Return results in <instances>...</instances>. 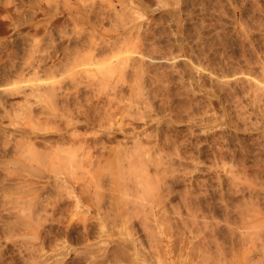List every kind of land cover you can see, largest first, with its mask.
<instances>
[{"label":"rangeland","instance_id":"374dc122","mask_svg":"<svg viewBox=\"0 0 264 264\" xmlns=\"http://www.w3.org/2000/svg\"><path fill=\"white\" fill-rule=\"evenodd\" d=\"M100 87L102 89H99ZM261 88L264 89V0H0V181H3L0 182V249L6 251L7 256L4 257L22 264L18 251L26 248L32 250L35 257L29 260L34 263L46 259L54 251H60L69 253L65 258L62 256L63 260L76 264L79 258L89 252L101 251L107 252L109 257L113 255V258L118 255L116 259L120 260V264H130L125 260L130 261L131 258L138 260L137 264H203L200 259V239H203L204 233L213 230L211 236L207 235L218 248V264H233V261L234 264H264V90ZM74 89L80 91L81 96L77 99L73 98V95L70 96ZM86 95L91 96L90 101ZM70 103L72 107L90 112L92 120H95L93 115L97 116L95 121L90 120V124L82 125L75 131H81L79 133L87 135L90 139H93L92 136L98 137L102 143L98 142L95 146L91 143L88 152L84 154L76 150V164L63 159L62 167L61 159H55V156L52 159L48 154H45L46 157L51 159L48 157L49 161L46 157L42 158L45 162L43 166L41 161L36 164L37 160L24 158V154L30 152L29 149H34V154L36 152L42 156L46 151L50 155V151H53V155L56 152L66 154L67 148H59L53 143L52 133L55 126H61V122L66 120L67 111L64 112L66 109L62 108ZM178 110L183 112H177ZM165 135L175 140L168 137L167 142L163 143ZM151 137L157 138L164 150H153ZM176 138L178 141L182 139L183 143L179 141L181 146L179 143L177 146V142L172 145L177 141ZM136 139L141 140V143L138 142L141 146L134 150L137 152L134 153L131 144L132 141L136 142ZM50 140L52 143H49ZM29 142L31 143L27 146ZM184 142L191 144L188 146ZM32 143L34 145H31ZM44 144H51V149H47ZM12 145L20 147L14 151L15 156L11 155L13 151L10 152ZM31 146L34 148H29ZM182 146L188 148L183 150ZM26 147L27 153L24 150ZM76 147L77 145L70 146L68 151ZM180 148L185 153V158L182 156L181 159L185 163L180 160ZM56 149L61 151H55ZM122 150H125V153L129 151L132 155L137 154L133 155L137 157L136 163L130 166L128 162L135 160V157L130 159V154L131 156L127 155L129 159H124ZM140 150L141 156L138 154ZM174 150L180 156L176 155ZM179 150L181 152H178ZM189 152L195 155L194 158ZM142 157L144 161L140 160ZM54 159H58L56 164ZM144 163L148 172L142 168L145 167L142 166ZM26 166L31 168L27 170ZM172 168L175 169L171 170ZM155 169L161 170L162 173L158 170L156 172ZM131 173L138 179L149 178L150 175V180L153 179L155 183V177L158 179L159 175L163 180L166 179L164 182L170 187L169 191L172 190L171 193L168 191L169 203L166 202L167 207L163 210L166 214L153 215L158 216L154 219L151 214V218L145 215L150 213L148 208L151 201L147 197L153 189L147 190L149 194L145 195L142 191L135 197L132 190H127V184L135 180ZM63 176L66 181L69 177V182L75 183V188L72 193L68 192L69 195L67 190L71 189L69 190ZM56 186L61 189V192L57 189V194ZM61 186H67V190ZM33 187H39L45 190V193L41 190L39 195ZM181 191H184L183 194ZM188 196L191 199L194 197L192 201H188ZM184 198L187 200L186 204ZM107 201L113 202V205H109ZM188 202L193 205L188 206ZM242 202L243 206H240ZM242 210L247 211L251 217L248 218L245 215L247 212ZM108 216L109 219H106ZM157 218L161 220L158 221ZM19 219L24 224L29 222V226L34 229H17L22 226L19 225ZM6 221L11 227H8L7 233L6 226L4 229L2 227ZM30 229L34 231L30 233ZM250 244H253L252 247ZM198 246H201L200 249ZM121 248L124 252L128 249L127 253L130 255L125 254L130 258H125ZM117 249L123 252L119 250L121 256L119 251L116 252ZM114 251L116 255L113 254ZM98 258L103 261V258ZM98 258L95 259L96 264L100 263Z\"/></svg>","mask_w":264,"mask_h":264},{"label":"bare ground","instance_id":"6f19581e","mask_svg":"<svg viewBox=\"0 0 264 264\" xmlns=\"http://www.w3.org/2000/svg\"><path fill=\"white\" fill-rule=\"evenodd\" d=\"M30 1V0H29ZM33 2V1H32ZM197 2V1H196ZM252 2V1H251ZM226 4V3H225ZM252 4V3H251ZM254 5H256V3L254 4ZM212 6V5H211ZM196 7H199V6H196ZM246 7V6H245ZM207 8V7H206ZM255 8V7H254ZM194 9V8H193ZM91 10V9H90ZM207 10H208V8H207ZM213 10V9H212ZM219 10H221V9H219ZM95 11V10H94ZM96 12V11H95ZM97 13V12H96ZM196 13V12H195ZM223 13V12H222ZM106 14V13H105ZM113 14V13H112ZM207 14V13H206ZM208 15V14H207ZM101 16V15H100ZM99 17V16H98ZM244 17V16H243ZM96 18V17H95ZM100 19V18H99ZM109 19V18H108ZM133 20V19H132ZM201 20V19H200ZM101 21V20H100ZM130 22V21H129ZM188 24V23H187ZM190 24V23H189ZM6 27V26H5ZM205 27V26H204ZM10 28V27H9ZM247 28V27H246ZM5 29V28H4ZM7 29V28H6ZM160 30V29H159ZM250 30V29H249ZM163 31V30H162ZM251 31V30H250ZM18 32V31H17ZM248 32V31H247ZM246 32V33H247ZM223 33V32H222ZM172 34V33H171ZM187 34V33H186ZM215 34V33H214ZM232 34V33H231ZM251 34V33H250ZM192 35V34H191ZM212 35V34H211ZM159 36V35H158ZM213 36V35H212ZM19 37V36H18ZM149 37V36H148ZM209 37V36H208ZM216 37V36H215ZM11 38V37H10ZM24 39H26V38H24ZM170 39V38H169ZM185 39V38H184ZM188 39V38H187ZM204 39V38H203ZM261 39V38H260ZM11 41V40H10ZM22 41V40H21ZM24 41V40H23ZM28 42V41H27ZM166 42V41H165ZM177 42V41H176ZM33 43H34V41H33ZM150 43V42H149ZM189 43V42H188ZM206 43V42H205ZM29 44V43H28ZM169 44H171V43H169ZM205 45V44H204ZM11 46V45H10ZM198 46V45H197ZM201 46V45H200ZM18 47V46H17ZM32 47V46H31ZM83 47V46H82ZM153 47V46H152ZM205 47V46H204ZM207 47V46H206ZM169 48V47H168ZM186 48V47H185ZM190 48V47H189ZM226 48V47H225ZM34 49V48H33ZM76 49V48H75ZM201 49V48H200ZM220 49V48H219ZM250 49V48H249ZM30 50H31V48H30ZM35 50V49H34ZM65 50H66V48H65ZM219 51V50H218ZM258 53H260V51L258 52ZM156 54V53H155ZM166 55V54H165ZM216 55V54H215ZM158 56V55H157ZM196 56V55H195ZM253 56V55H252ZM222 57V56H221ZM255 57V56H254ZM153 58V57H152ZM245 58V57H244ZM154 59H156V58H154ZM158 59V58H157ZM254 59V58H253ZM31 60V59H30ZM152 60V59H151ZM213 60V59H212ZM215 60V59H214ZM231 60V59H230ZM235 60V59H234ZM255 60V59H254ZM159 61V60H158ZM35 62V61H34ZM39 62V61H38ZM37 62V63H38ZM135 62V61H134ZM197 62V61H196ZM30 63V62H29ZM29 63H27V64H29ZM37 63H36V65H37ZM153 63H155V62H153ZM163 63V62H162ZM167 63V62H166ZM151 64H152V62H151ZM155 65V64H154ZM160 65V64H159ZM171 65V64H170ZM169 66V65H168ZM260 66V65H259ZM119 67H121V65L119 66ZM136 67V66H135ZM132 68V67H131ZM138 68V67H137ZM224 68V67H223ZM196 69V68H195ZM220 69V68H219ZM218 69V70H219ZM236 69V68H235ZM108 70V69H107ZM111 70V69H110ZM161 70V69H160ZM139 71H141V70H139ZM132 72V71H131ZM160 72V71H159ZM159 72H157V73H159ZM165 72H166V70H165ZM262 72V71H261ZM261 72L259 73V74H261ZM138 73V72H137ZM164 73V72H163ZM3 74V73H2ZM1 74V75H2ZM105 74V73H104ZM164 74H166V73H164ZM163 74V75H164ZM257 74V73H256ZM258 74V75H259ZM5 75V74H4ZM141 75V74H140ZM143 75V74H142ZM251 76H252V74H251ZM9 77V76H8ZM103 77V76H102ZM260 77H262V76H260ZM159 78V77H158ZM242 78V77H241ZM240 78V79H241ZM138 79V78H137ZM199 79V78H198ZM87 80V79H86ZM77 81V80H76ZM221 81V80H220ZM227 81H230V80H227ZM251 81V80H250ZM253 81V80H252ZM72 82H73V80H72ZM89 82H91V81H89ZM100 82V81H99ZM256 82V81H255ZM254 82V83H255ZM76 83H78V82H76ZM138 83V82H137ZM143 83V82H142ZM163 83V82H162ZM170 83V82H169ZM168 83V84H169ZM246 83V82H245ZM81 84V83H80ZM200 84V83H199ZM250 84V83H249ZM258 84V83H257ZM188 85V84H187ZM215 85V84H214ZM217 85V84H216ZM225 85V84H224ZM93 86V85H92ZM155 86V85H154ZM178 86V85H177ZM185 86V85H184ZM222 86V85H221ZM226 86H228V85H226ZM43 87V86H42ZM133 87V86H132ZM75 88V87H74ZM92 88V87H91ZM219 88V87H218ZM229 88V87H228ZM232 88V87H231ZM32 89V88H31ZM99 89H102L101 87L99 88ZM170 89V88H169ZM221 89V88H220ZM260 89V88H259ZM262 89V88H261ZM75 90V89H74ZM89 90V89H88ZM106 90V89H105ZM118 90H120V89H118ZM161 90V89H160ZM171 90V89H170ZM173 90V89H172ZM262 90H264V89H262ZM87 91V90H86ZM91 91V90H90ZM89 91V92H90ZM93 91V90H92ZM98 91V90H97ZM173 91H175V90H173ZM217 91H218V89H217ZM216 91V92H217ZM31 92H32V90H31ZM30 92V93H31ZM95 92V91H94ZM135 92V91H134ZM16 94V93H15ZM84 94H86V93H84ZM140 94V93H139ZM144 94V93H143ZM168 94V93H167ZM219 94V93H218ZM257 94V93H256ZM47 95V94H46ZM73 95V96H72ZM80 95V91L79 90H75L74 92H73V94H71L70 96H72L73 98H78V96ZM94 95V94H93ZM92 95V96H93ZM146 95H147V93H146ZM146 95H144V97L146 96ZM254 95V94H253ZM67 96V95H66ZM69 96V97H70ZM81 96V95H80ZM79 96V97H80ZM138 96V95H137ZM155 96V95H154ZM185 96V95H184ZM183 96V97H184ZM262 96H264V95H262ZM83 98H84V95L82 96ZM86 98H89V101H90V95H89V97H88V95H86L85 96ZM107 97H109V96H107ZM149 97V96H148ZM156 97V96H155ZM186 97V96H185ZM201 97V96H200ZM86 98H85V100H86ZM99 98V97H98ZM146 98V97H145ZM55 99V98H54ZM60 99V98H59ZM93 99V98H92ZM101 99V98H100ZM177 99V98H176ZM186 99H187V97H186ZM199 99V98H198ZM261 99V98H260ZM65 100H66V98H65ZM75 100V99H74ZM98 100V99H97ZM178 100V99H177ZM193 100V99H192ZM202 100V99H201ZM249 100V99H248ZM256 100V99H255ZM77 101V100H76ZM76 101L75 102H73V105H74V103H76ZM170 101H171V98H170ZM261 101V100H260ZM54 102V101H53ZM78 102V101H77ZM102 102V101H101ZM195 102V101H194ZM232 102V101H231ZM248 102V101H247ZM56 103V102H55ZM57 103H58V101H57ZM60 103V102H59ZM80 103V102H79ZM187 103H188V101H187ZM196 103V102H195ZM201 103V102H200ZM236 103V102H235ZM252 103V102H251ZM67 104V103H66ZM65 104V105H66ZM164 104V103H163ZM174 104V103H173ZM237 104V103H236ZM11 105V104H10ZM72 105V103H70V105L68 104L66 107H68V106H70V107H68V109L66 108V107H64V108H62V110L64 109H66L64 112H66L67 111V118H66V120L64 119V121H62L61 122V126H55V130H54V133H52L53 135H54V139L52 140L53 141V143L55 144L56 143V145L57 146H59V148H67L66 150H67V152H66V154L64 153V155L61 153V152H56V154L54 153V155H53V151H50L51 152V154L53 155H50V153H47V151L44 153V156H42V155H39V153H37L36 154V152H35V154L33 153V151H34V147L32 148V146L31 147H29V148H31V149H33L32 151L29 149V151L30 152H32L33 154H30V152H28L27 153V151H28V148L26 147V149L24 148V150H25V152L27 153V154H24L25 152H24V150H23V154L24 155H26V156H24V155H22V157L24 156V158H28V159H35V160H37L38 162L36 163V164H38L40 161V164L43 166V164L45 163V162H43L42 161V158H45L46 157V155L48 154L49 156H51V158L53 159V157L56 159V158H58V159H61L62 161H60L61 162V164L64 162L63 161V159L65 160V161H68L69 160V162L70 161H72V162H75L76 160L74 159L75 158V156H78L77 155V153H76V150H78V152H79V150H80V153L81 154H84V153H86V152H88V148L91 146L90 144L92 143H94L93 144V146H95L96 145V143H98L99 142V140H100V138H98V137H93L92 136V138L93 139H90V138H88V136L87 135H85V134H81V133H79V132H81V131H78V133L75 131L77 128H79V127H81L82 125H85V124H90V120H92V119H90V117H91V115L89 116V113H88V111L87 110H81V109H78L77 107H72L73 106ZM77 105V104H76ZM75 105V106H76ZM86 105H88V103H86ZM85 105V106H86ZM90 105V104H89ZM88 105V106H89ZM97 105V104H96ZM79 106V105H78ZM91 106V105H90ZM94 106V105H93ZM111 106V105H110ZM82 107V106H81ZM80 107V108H81ZM95 107V106H94ZM180 107V106H179ZM244 107V106H243ZM12 108V107H11ZM58 108H59V106H58ZM75 108V109H74ZM77 108V109H76ZM91 108H93L92 106H91ZM97 108H99V107H97ZM102 108V107H101ZM109 108V107H108ZM168 108V107H167ZM184 108V107H183ZM86 109H88L87 107H86ZM90 109V108H89ZM95 109V108H94ZM94 109H93V111H94ZM106 109V108H105ZM181 109V108H180ZM262 109V108H261ZM12 110H13V108H12ZM61 110V109H60ZM168 110V109H167ZM173 110V109H172ZM243 110V109H242ZM40 111V110H39ZM42 111V110H41ZM96 111V110H95ZM149 111V110H148ZM240 111V110H239ZM0 112H1V110H0ZM97 112V111H96ZM100 111H98V113H99ZM137 112V111H136ZM177 112H180V113H182L181 111H177ZM51 113H53V112H51ZM131 113V112H130ZM138 113V112H137ZM39 114V113H38ZM135 114V113H134ZM134 114H133V116H134ZM173 114V113H172ZM2 115V114H1ZM0 115V116H1ZM17 115V114H16ZM138 115V114H137ZM140 115V114H139ZM64 116H65V114H64ZM95 116V120H96V114L95 115H93L92 116V118ZM99 116H100V114H99ZM132 116V115H131ZM197 116V115H196ZM8 117V116H7ZM142 117V116H141ZM135 118V117H134ZM133 118V119H134ZM249 118V117H248ZM157 119V118H156ZM163 119V118H162ZM172 119V118H171ZM232 119V118H231ZM94 120V118H93V120L92 121H95ZM175 120V119H174ZM178 120V119H177ZM194 120H195V118H194ZM91 121V122H92ZM167 121V120H166ZM181 121V120H180ZM212 121V120H211ZM201 122V121H200ZM257 122V121H256ZM54 123H55V121H54ZM177 123V122H176ZM190 123V122H189ZM209 123V122H208ZM258 123V122H257ZM237 125V124H236ZM261 125V124H260ZM138 126V125H137ZM240 126V125H239ZM251 126V125H250ZM254 126V125H253ZM188 127V126H187ZM257 127V126H256ZM12 128V127H11ZM10 129V128H9ZM107 129V128H106ZM256 129V128H255ZM79 130V129H78ZM10 131V130H9ZM166 131V130H165ZM183 131V130H182ZM190 132V131H189ZM85 133V132H84ZM132 133V132H131ZM138 133V132H137ZM228 133V132H227ZM3 134V133H2ZM9 134V133H8ZM41 134V133H40ZM109 134V133H108ZM140 134V133H139ZM214 134H216V133H214ZM6 135H7V133H6ZM43 135V134H42ZM138 135V134H137ZM193 135V134H192ZM211 135V134H210ZM259 135V134H258ZM44 136V135H43ZM162 135H160V137H161ZM166 136V137H165ZM164 137H163V139H162V141H164L163 143H166L167 141V139L166 138H168L169 136L168 135H165ZM179 136V135H178ZM233 136V135H232ZM14 137V136H13ZM48 137V136H47ZM90 137V136H89ZM107 137V136H106ZM109 137V136H108ZM139 137V136H138ZM156 137V136H155ZM158 137H159V135H158ZM171 137V136H170ZM169 137V138H170ZM214 137V136H213ZM124 138V137H123ZM134 138V137H133ZM137 138V137H136ZM145 138V137H144ZM154 137H151V139L152 140H150V139H147V141H151L152 142V146L153 147H151V148H154L153 150H164V149H162V147H160L161 146V144H159V141H158V139L157 138H155V139H153ZM168 138V139H169ZM172 138V137H171ZM170 138V139H171ZM184 138V137H183ZM221 138V137H220ZM236 138V137H235ZM3 139V138H2ZM13 139H15V137L13 138ZM36 139V138H35ZM161 139V138H160ZM196 139V138H195ZM6 140H8V139H6ZM18 140V139H17ZM25 140V139H24ZM49 141V143H52V141ZM133 140H135V139H133ZM172 140H175V138H172ZM176 140H177V138H176ZM184 141H185V139H183ZM186 140H187V137H186ZM203 140V139H202ZM255 140V139H254ZM110 141H112L111 139H110ZM162 141L160 142V143H162ZM169 142H170V140H168ZM180 143H183V142H181L182 141V139L180 138ZM179 141L177 140V141H175V142H173V141H171V142H173V144L172 145H176L175 143L177 142V146H178V143H179ZM262 141H264V140H262ZM5 142V141H4ZM18 142H20L19 140H18ZM22 142V141H21ZM32 142V141H31ZM31 142H29V143H27V146H29L30 145V143ZM40 142V141H39ZM101 142V141H100ZM100 142L98 143V144H100ZM133 142V144H131V146H133V148H132V150L134 151H136V149L138 150L139 149V146H141V140H139L138 139V141H137V139H136V142L135 141H132ZM138 142H140L139 144H138ZM187 142V141H186ZM189 142V141H188ZM222 142V141H221ZM255 142H257V140L255 141ZM6 143V142H5ZM23 143V142H22ZM42 143V142H41ZM41 143H40V146H42L41 145ZM102 143V142H101ZM138 144V146H137V144ZM143 143H144V141H143ZM179 143V146H181V144ZM185 143V142H184ZM225 143V142H224ZM262 143H264V142H262ZM21 144V143H20ZM29 144V145H28ZM43 144V143H42ZM59 144V145H58ZM146 144V143H145ZM190 144H191V142L189 143V145L188 144H186L185 143V145H188V146H190ZM259 144V143H258ZM31 145H34L33 143L31 144ZM45 145V147L47 148V149H51V144H44ZM73 145H77V147H76V149H74V150H72V151H68V148L70 147V146H72L73 147ZM103 145V144H102ZM1 146V145H0ZM13 146V145H12ZM19 146V145H18ZM131 146H130V148H131ZM144 146V145H143ZM192 146V145H191ZM11 147V146H10ZM98 147V146H97ZM134 147H137V148H134ZM174 147H176V146H174ZM183 147V146H182ZM181 147V148H182ZM188 148L187 146H184L183 147V150H184V148ZM194 147V146H193ZM199 147H201V146H199ZM204 147V146H203ZM14 148V149H13ZM13 148H12V150H11V148H10V152L12 153V151H13V153L11 154L12 156H15L16 155V149L17 148H20V147H16V145H14L13 146ZM22 148V147H21ZM43 148V147H42ZM94 148V147H93ZM116 148V147H115ZM129 148V147H128ZM144 148V147H143ZM142 148V149H143ZM151 148H149L150 150H151ZM164 148V147H163ZM178 148V147H177ZM180 148V149H181ZM186 148H185V150H186ZM190 148V147H189ZM195 148V147H194ZM198 148V147H197ZM254 148V147H253ZM259 148V147H258ZM44 149V148H43ZM73 149V148H72ZM179 149V148H178ZM255 149V148H254ZM1 150V149H0ZM3 150V149H2ZM5 150V149H4ZM27 150V151H26ZM40 151H43V150H41V149H39ZM61 151L60 149H56L55 151ZM71 150V149H70ZM94 150H96V149H94ZM119 150V149H118ZM126 150V149H125ZM125 150H122V151H124V153L126 152ZM132 150H130V152L132 151ZM149 150V151H150ZM182 150V149H181ZM182 150V152L179 150L178 152H181V153H177V151L176 150H174V151H176L175 152V154L176 155H178V156H180L181 158H180V160L182 159V156L185 154L184 153V151ZM189 150V149H188ZM188 150L186 151L187 152V154H188ZM253 150V149H252ZM15 151V152H14ZM134 151V153H137V152H135ZM152 151V150H151ZM150 151V152H151ZM191 152H192V150H190ZM225 151V150H224ZM239 151V150H238ZM3 152V151H2ZM64 152V151H63ZM98 152H99V150H98ZM108 152V151H107ZM106 152V153H107ZM140 152H141V150L139 151V155H140ZM191 152H189V155H191L192 153ZM15 153V155H13ZM61 153V154H60ZM100 153V152H99ZM110 153V152H109ZM118 153V152H117ZM120 153V152H119ZM124 153L122 154V157L125 159V158H127V159H132L133 157H135L137 154H134L133 152V155H135V156H133L131 153V155H132V157H129V156H127V155H130L129 154V151H128V153H125V156H124ZM154 153V152H153ZM4 154V153H3ZM8 154V153H7ZM43 154V153H42ZM46 154V155H45ZM59 154V155H58ZM90 154V153H89ZM195 154V153H194ZM211 154H212V152H211ZM9 155V154H8ZM10 155V156H11ZM18 155V154H17ZM32 155H34V156H32ZM97 155V154H96ZM99 155H101V153L99 154ZM104 155V154H103ZM130 155V156H131ZM5 156H6V154H5ZM9 156V157H10ZM48 156V157H49ZM85 156H87V155H85ZM120 156V155H119ZM127 156V157H126ZM141 156V155H140ZM144 156V155H143ZM178 156H176V157H178ZM191 156H193V155H191ZM195 156V155H194ZM194 156H193V158H194ZM255 156V155H254ZM262 156H264V155H262ZM48 157H46V159L48 158ZM96 157V156H95ZM94 157V158H95ZM97 157H98V155H97ZM129 157V158H128ZM139 157V156H138ZM148 157V156H147ZM158 157H159V155H158ZM167 157H169V155L167 156ZM166 157V158H167ZM50 158V157H49ZM50 158V159H51ZM136 158L137 157H135V160L134 159H132V161H133V163H132V161L129 163L128 162V164H130V166H131V164H134V162L136 161ZM154 158V157H153ZM163 158V157H162ZM185 158V156H183V159ZM192 158V159H193ZM260 158V157H259ZM54 159V162H55V164H56V162H57V160H55ZM71 159V160H70ZM88 159V158H87ZM139 159V158H138ZM147 159V158H146ZM150 159H151V156H150ZM149 159V160H150ZM173 160H175L174 158H172ZM178 159H179V157H178ZM1 160H3V159H1ZM15 160V159H14ZM47 160H49V159H47ZM109 160V159H108ZM140 160H142V161H144V159H143V157L142 158H140ZM139 160V162H141ZM148 160V159H147ZM171 160V159H170ZM186 160V159H185ZM256 160H257V157H256ZM29 161V160H28ZM50 161V160H49ZM124 161H126V160H124ZM155 161V160H154ZM167 161V160H166ZM182 161V160H181ZM184 161V160H183ZM182 161V162H183ZM187 161V160H186ZM262 161H264V160H262ZM8 162V161H7ZM13 162V161H12ZM145 162H147V161H145ZM152 162V161H151ZM160 162H161V160H160ZM199 162V161H198ZM84 163V162H83ZM126 163V162H125ZM136 163V162H135ZM153 163V162H152ZM177 163H178V161H177ZM184 163H185V161H184ZM200 163V162H199ZM233 163V162H232ZM4 164V163H3ZM39 164V165H40ZM75 164H76V162H75ZM98 164V163H97ZM137 164H139V163H137ZM164 164V163H163ZM167 164V163H166ZM183 164V163H182ZM26 165V164H25ZM46 166H48L47 164H45ZM53 165H54V163H53ZM69 165V164H68ZM84 165V164H83ZM108 165V164H107ZM117 165V164H116ZM142 165V164H141ZM154 165L156 166V164H155V162H154ZM158 165V164H157ZM176 165V164H175ZM228 165V164H227ZM15 166V165H14ZM63 166V164L61 165V167ZM65 166V165H64ZM66 166H67V164H66ZM71 166V164L69 165V167ZM123 166V165H122ZM129 166V165H128ZM128 166H126V167H128ZM142 166H145V167H142L143 168V170H146L147 171V168H146V164L144 163V165H142ZM155 166H153V164H152V167L154 168ZM170 165H168V167H169ZM172 166H174V164L172 165ZM235 166V165H234ZM27 167V166H26ZM78 167V166H77ZM81 167V166H80ZM106 167H108V166H106ZM105 167V168H106ZM113 167V166H112ZM117 167V166H116ZM141 167V166H140ZM139 167V168H140ZM175 167V166H174ZM177 167V166H176ZM194 167V166H193ZM6 168V167H5ZM14 168V167H13ZM28 168H31V167H27V170H28ZM46 168V167H45ZM65 168V167H64ZM146 168V169H145ZM181 168V167H180ZM236 168V167H235ZM8 169V168H7ZM47 169V168H46ZM62 169V168H61ZM66 169V168H65ZM89 169V168H88ZM109 169V168H108ZM120 169H121V167H120ZM150 169H151V167H150ZM173 169H175V168H172L171 170H173ZM178 169V168H177ZM176 169V170H177ZM199 169V168H198ZM244 169V168H243ZM9 170V169H8ZM77 170H78V168H77ZM100 170H102V169H100ZM106 170H107V168H106ZM117 170V169H116ZM137 170V169H136ZM154 170V169H153ZM156 170H158V169H155V171ZM166 170V169H165ZM48 171V170H47ZM47 171H45V172H47ZM51 171H52V168H51ZM66 171V170H65ZM113 171H115V170H113ZM161 172V170H158V172ZM167 171H168V168H167ZM179 171H180V169H179ZM253 171V170H252ZM5 172V171H4ZM16 172H17V170H16ZM30 172V171H29ZM42 172V171H41ZM61 172H63V171H61ZM105 172V171H104ZM117 172V171H116ZM131 172V171H130ZM148 172V171H147ZM157 172V171H156ZM159 172V173H160ZM170 172V171H169ZM187 172V171H186ZM199 172V171H198ZM201 172V171H200ZM247 172V171H246ZM18 173V172H17ZM52 173H53V171H52ZM92 173V172H91ZM94 173H96V172H94ZM101 173V172H100ZM109 173V172H108ZM115 173V172H114ZM123 173V172H122ZM162 173V172H161ZM168 173V172H167ZM180 173V172H179ZM11 174V173H10ZM18 174H20V172L18 173ZM40 174V173H39ZM65 174H67L66 172H65ZM83 174V173H82ZM104 174V173H103ZM107 174V173H106ZM128 174H129V172H128ZM132 174V173H131ZM131 174H130V176H131ZM245 174V173H244ZM44 175H46V174H44ZM44 175H43V177H44ZM47 175H49V173H47ZM92 175V174H91ZM121 176L123 175V174H120ZM125 175V174H124ZM133 175V174H132ZM137 175V174H136ZM142 175V174H141ZM147 175V174H146ZM145 175V176H146ZM187 175V174H186ZM246 175V174H245ZM11 176V175H10ZM83 176V175H82ZM110 176V175H109ZM112 176V175H111ZM137 176H139V174L137 175ZM143 176V175H142ZM141 176V177H142ZM161 175H159V177H160ZM230 176V175H229ZM5 177H6V175H5ZM12 177V176H11ZM41 177H42V175H41ZM46 178L48 177L49 178V176H45ZM59 177V176H58ZM64 177V176H63ZM132 177V176H131ZM140 177V176H139ZM154 177H155V175H154ZM153 176H152V178H154ZM158 177V179L155 177V181H156V183L155 182H153L154 180L153 179H151L150 180V175H149V178H143V179H138V177H136V178H134V175H133V177L132 178H134L135 180L134 181H131L130 183H128L127 184V190L129 189V190H132L133 191V195H135V197L136 196H139V193L141 192L142 193V191L143 192H145V195L146 194H149L148 193V191L151 189H153L152 191H151V193H150V195H151V197H147V199H149L150 201H151V206H150V208H148L149 210H148V212H150V213H147V214H145V215H148V216H150V218L153 216V215H159V213H160V215H162L161 213H165L166 214V211H164L163 212V210H165V207H167L166 205H167V203H169L167 200H169V199H167L168 198V196H170V193L172 192V190H171V192L169 191L170 190V187H168V184L166 185V183L167 182H164V180H166V179H164L163 180V177H160L159 178ZM178 177V176H177ZM179 177H180V175H179ZM1 178V177H0ZM10 178V177H9ZM21 178V177H20ZM65 178V177H64ZM64 178H62V180H64ZM71 179H72V177H70ZM107 178V177H106ZM110 178V177H109ZM204 178V177H203ZM202 178V179H203ZM245 178V177H244ZM251 178V177H250ZM249 178V179H250ZM7 179H8V177H7ZM52 179V178H51ZM69 179V177L67 178V181H66V178H65V181H66V183H67V186H69L68 188H69V190L70 191H68L67 190V186H66V188H63V186H61L63 189H65V190H67V194L69 195V193L71 192L72 193V191L74 190V188H75V183H70L69 181L70 180H68ZM116 179V178H115ZM157 179V180H156ZM169 179H171V178H169ZM179 179V178H178ZM4 180V179H3ZM14 180V179H13ZM26 180V179H25ZM58 180H60V179H58ZM124 180V179H123ZM153 180V181H152ZM172 180V179H171ZM180 180H182V177L180 178ZM239 180V179H238ZM2 181V180H1ZM0 181V182H1ZM27 181V180H26ZM49 181H50V179H49ZM64 181V182H65ZM73 181V180H72ZM113 181V180H112ZM111 181V182H112ZM121 181V180H120ZM127 181H129V180H127ZM153 182V185H154V183H155V186H151V184H152V182ZM179 181V180H178ZM3 182V181H2ZM24 182V181H23ZM38 182V181H37ZM57 182V181H56ZM63 182V181H62ZM86 182V181H85ZM103 182V181H102ZM109 182V181H108ZM147 182H149L148 183V185H146V183ZM169 182V181H168ZM185 182H186V180H185ZM50 183H52V182H50ZM96 183V182H95ZM105 183V182H104ZM122 183V182H121ZM179 183V182H178ZM245 183V182H244ZM247 183V182H246ZM5 184V183H4ZM62 184V183H61ZM172 184V183H171ZM175 183H173V185H174ZM185 184V183H184ZM254 184V183H253ZM261 184V183H260ZM2 185V184H1ZM9 185V184H8ZM18 185V184H17ZM58 185H59V181H58ZM65 185V184H64ZM172 185V186H173ZM177 185V184H176ZM183 185V184H182ZM247 185V184H246ZM245 185V186H246ZM42 186V185H41ZM41 186H39V187H41ZM228 186V185H227ZM232 186V185H231ZM4 187V186H3ZM39 187H37V189H35L34 187H33V189H35L36 190V192L39 194V195H41V190L42 189H40ZM59 187V186H58ZM146 187H148V188H146ZM226 187V186H225ZM235 187V186H234ZM237 187V186H236ZM249 187V186H248ZM5 189H6V185H5V187H4ZM7 188H8V186H7ZM43 188V187H42ZM115 188V187H114ZM186 188H188V187H186ZM228 188V187H227ZM250 188V187H249ZM251 188H253V187H251ZM14 190H15V187L13 188ZM29 189V188H28ZM43 189H46V187H44ZM57 186H56V194H57ZM62 189V190H63ZM80 189V188H79ZM145 189V190H144ZM173 189H175V186H174V188ZM190 189V188H189ZM239 189V188H238ZM243 189V188H242ZM34 190V191H35ZM47 190V189H46ZM58 190H60V192H61V189H58ZM64 190V191H65ZM119 190V189H118ZM127 190H125L124 189V191H126V193H127ZM148 190V191H147ZM181 190V189H180ZM187 190V189H186ZM225 190V189H224ZM237 190V189H236ZM244 190V189H243ZM252 190V189H251ZM261 190V189H260ZM25 190H23V192H24ZM27 191V190H26ZM43 191H45V190H42V192ZM54 191H55V189H54ZM53 191V192H54ZM170 193H169V192ZM178 191V190H177ZM189 191V190H188ZM187 191V192H188ZM226 191V190H225ZM52 191H50V193H53ZM69 192V193H68ZM110 192V191H109ZM147 192V193H146ZM176 192V191H175ZM182 192V191H181ZM184 192V191H183ZM183 192H182V194H183ZM190 192V191H189ZM236 192V191H235ZM238 192V191H237ZM262 192V191H261ZM22 193V192H21ZM36 193V194H37ZM43 193H45V192H43ZM46 193H48L47 191H46ZM79 193V192H78ZM168 193H169V195H168ZM227 193V192H226ZM230 193H231V191H230ZM252 193V192H251ZM37 194V195H38ZM61 194V193H60ZM81 194V193H80ZM111 194H113V193H111ZM110 194V195H111ZM129 194V193H128ZM173 194H174V192H173ZM177 194V193H176ZM188 194V193H187ZM190 194V193H189ZM192 194V193H191ZM236 194H238V193H236ZM50 195V194H49ZM48 195V196H49ZM72 195V194H71ZM107 195H109V194H107ZM119 195V194H118ZM145 195H143V197L145 196ZM181 195V194H180ZM185 195V194H184ZM183 195V196H184ZM232 195V194H231ZM247 195V194H246ZM46 197H48L47 195H45ZM75 196V195H74ZM93 196H96V195H93ZM142 196V195H141ZM233 196H234V193H233ZM242 196V195H241ZM41 197V196H40ZM39 197V198H40ZM85 197V196H84ZM123 197V196H122ZM146 197V196H145ZM262 197V196H261ZM93 198V197H92ZM130 198H132V197H130ZM133 198H134V196H133ZM132 198V199H133ZM139 198H141V197H139ZM151 198V199H150ZM170 198V197H169ZM188 198H190L189 196H188ZM194 198V197H193ZM192 198V199H193ZM222 198V197H221ZM254 198V197H253ZM4 199H6V198H4ZM44 199V198H43ZM46 199V198H45ZM52 199V198H51ZM57 199V198H56ZM113 199V198H112ZM185 199V204H186V202H187V200H186V198H184ZM191 199V198H190ZM188 200L189 202L190 201H192V199L191 200ZM207 199V198H206ZM226 199V198H225ZM229 199V198H228ZM7 200V199H6ZM23 200V199H22ZM198 200V199H197ZM196 200V201H197ZM216 200V199H215ZM256 200V199H255ZM52 202H54L53 200H51ZM59 201V199L57 200V202ZM76 201H77V198H76ZM105 201V200H104ZM110 201V200H109ZM113 201V200H112ZM124 201V200H123ZM148 201V200H147ZM195 201V200H194ZM213 201H214V199H213ZM221 201H223V200H221ZM227 201V200H226ZM241 201V200H240ZM243 201H244V199H243ZM254 201V200H253ZM9 202V201H8ZM27 202V201H26ZM25 202V204H27ZM49 202H50V200H49ZM69 202V201H68ZM102 202V201H101ZM167 202V203H166ZM188 202V206H189V204H190V207L193 205H191V203H189ZM224 202V201H223ZM247 202V201H246ZM248 202H250V200L248 201ZM2 203V202H1ZM1 203H0V205H1ZM6 203H7V201H6ZM34 203V202H33ZM86 203V202H85ZM107 203H108V201H107ZM110 203V202H109ZM108 203V204H109ZM113 203V202H112ZM112 203H110V204H112ZM133 203H134V201L132 202V205H133ZM136 203V202H135ZM200 203V202H199ZM245 203V202H244ZM253 203V202H252ZM252 203H250V204H252ZM4 204V203H3ZM11 204V203H10ZM24 204V205H25ZM50 204V203H49ZM52 204H55V203H52ZM51 204V205H52ZM64 204H66V203H64ZM109 204V205H110ZM184 204V203H183ZM184 204V205H185ZM198 204V203H197ZM221 204H222V202H221ZM224 204V203H223ZM237 204V203H236ZM14 205V204H13ZM22 205H23V203H22ZM29 205V204H28ZM50 205V206H51ZM56 205V204H55ZM54 205V206H55ZM108 205V206H109ZM113 205V204H112ZM148 205V204H147ZM149 205H150V203H149ZM149 205H148V207H149ZM169 205V204H168ZM172 205V204H171ZM240 206L242 205L243 206V202L241 203V204H239ZM246 205H248V204H246ZM256 205V204H255ZM47 206V205H46ZM115 206V205H114ZM142 206V205H141ZM145 206V205H144ZM170 206V205H169ZM186 206V205H185ZM198 206V205H197ZM213 206V205H212ZM238 206V205H237ZM245 206V205H244ZM250 206V205H249ZM52 207V206H51ZM56 207V206H55ZM143 207V206H142ZM173 207V206H172ZM235 207H236V205H235ZM260 207V206H259ZM258 207V208H259ZM262 207V206H261ZM42 208V207H41ZM99 208V207H98ZM136 208V207H135ZM146 208V207H145ZM189 208V207H188ZM197 208V207H196ZM243 208V207H242ZM6 209V208H5ZM109 209H111V207L109 206ZM128 209V208H127ZM192 209V208H191ZM262 209V208H261ZM260 209V210H261ZM14 210V209H13ZM24 210V209H23ZM189 210V209H188ZM195 210V209H194ZM12 211V210H11ZM111 211V210H110ZM119 211H120V209H119ZM122 211H124V209H122ZM139 211V210H138ZM224 211V210H223ZM226 211V210H225ZM229 212H230V209L228 210ZM240 211H241V209H240ZM243 211V210H242ZM5 212V211H4ZM58 212V211H57ZM109 211H107V213H108ZM135 212L136 211H134V214H135ZM244 213L245 212H247V211H243ZM62 213V212H61ZM111 213V212H110ZM123 213V212H122ZM126 213V212H125ZM187 213V212H186ZM190 213V212H189ZM196 213V212H195ZM202 213V212H201ZM205 213V212H204ZM204 213H203V215H204ZM241 213V212H240ZM8 214V213H7ZM29 214V212L27 213V215ZM44 214V213H43ZM63 214V213H62ZM119 214H121V212H119ZM128 214H129V212H128ZM132 214V213H131ZM152 216H151V215ZM192 214V213H191ZM194 214V213H193ZM243 214V213H242ZM250 214V213H249ZM252 214V213H251ZM250 214V215H251ZM259 214V213H258ZM17 215H19V216H21L20 214H17ZM24 215H26V214H24ZM26 215V216H27ZM46 215V214H45ZM196 215V214H195ZM202 215V214H201ZM206 215V214H205ZM204 215V216H205ZM209 215V214H208ZM229 215V214H228ZM239 215H241V214H239ZM245 215L248 217V218H250L251 216H249L248 215V212L247 213H245ZM245 215L243 216V217H245ZM255 215H257V214H255ZM47 216V215H46ZM112 216V215H111ZM126 216V215H125ZM188 216H189V214H188ZM227 216V215H226ZM258 216V215H257ZM121 217H122V215H121ZM128 217V216H127ZM156 217H158V216H156ZM156 217H152L153 219L154 218H156ZM198 217V216H197ZM196 217V218H197ZM224 217V216H223ZM15 218V217H14ZM47 218V217H46ZM106 218V217H105ZM112 218H113V216H112ZM126 218V217H125ZM160 218H162V217H160ZM166 218V217H165ZM188 218H190V217H188ZM195 218V217H194ZM202 218L204 219V217L202 216ZM225 218V217H224ZM246 218V217H245ZM253 218V217H252ZM255 218V217H254ZM106 219H109V216H108V218H106ZM122 219V218H121ZM158 219V218H157ZM163 219V218H162ZM199 219V218H198ZM202 219V220H203ZM223 219V218H222ZM32 220V219H31ZM50 220V219H49ZM53 220V219H52ZM105 220V219H104ZM111 220V219H110ZM161 220V219H160ZM159 219H158V221H160ZM175 220V219H174ZM186 220H187V218H186ZM188 220H191V219H188ZM225 220H227V219H225ZM224 220V221H225ZM229 220V219H228ZM240 220L242 221V216H240ZM26 220H24V222H25ZM101 221V220H100ZM107 221V220H106ZM124 221H126V220H124ZM205 221V220H204ZM231 220H229V222H230ZM258 221H260V220H258ZM31 222V221H30ZM48 222H50V221H48ZM203 222V221H202ZM229 222H226V223H229ZM233 222V221H232ZM231 222V223H232ZM235 222V221H234ZM12 223V222H11ZM11 223H10V225H11ZM16 223V222H15ZM19 225H22L21 227H19V228H17V229H20V228H22L24 231L25 230H27V229H29V228H32V227H30L29 226V222H25L26 224H24L23 223V221L22 220H20L19 219ZM41 223V222H40ZM52 223V222H51ZM101 223H103V222H101ZM136 223V222H135ZM141 223V222H140ZM159 223V222H158ZM167 223V222H166ZM213 223V222H212ZM259 223V222H258ZM262 223H264V222H262ZM261 223V224H262ZM9 222H4L3 223V225H2V227H3V229L5 228V226H6V230H5V232L7 233L8 232V227H10L9 225ZM13 224V223H12ZM130 224V223H129ZM143 224V223H142ZM147 224V223H146ZM159 224H161V222L159 223ZM195 224V223H194ZM211 224V223H210ZM234 224V226H235V223H233ZM31 225H32V223H31ZM149 225V224H148ZM183 225V224H182ZM207 225V224H206ZM205 225V226H206ZM209 225V224H208ZM161 226V225H160ZM190 226H191V224H190ZM219 226H220V224H219ZM231 226V225H230ZM17 227V226H16ZM146 227V226H145ZM193 227V226H192ZM217 227H218V225H217ZM11 228V227H10ZM142 228V227H141ZM144 228V227H143ZM158 228V227H157ZM165 228H166V226H165ZM200 228V227H199ZM202 228V227H201ZM206 228H207V226H206ZM210 228V227H209ZM208 228V229H209ZM213 228V227H212ZM227 228V227H226ZM231 228V227H230ZM238 228H242V227H238ZM32 229H34V228H32ZM38 229H40V228H38ZM83 229V228H82ZM186 229V228H185ZM211 229V228H210ZM209 229V230H210ZM223 229V228H222ZM232 229V228H231ZM242 229H244V228H242ZM247 228H245L244 230H246ZM11 230V229H10ZM15 230V229H14ZM31 230V229H30ZM29 230V232L31 233V232H33L34 230H31L30 231ZM157 230V229H156ZM166 230V229H165ZM230 230V229H229ZM244 230H242V231H244ZM22 231V230H21ZM155 231V230H154ZM198 231V230H197ZM200 231H202V230H200ZM199 231V232H200ZM213 230H211V232H212ZM217 231V230H216ZM215 231V232H216ZM228 231V230H227ZM17 232H20V231H17ZM27 232V231H26ZM211 232H207V234H209L210 235V233ZM214 232V233H215ZM219 232V231H218ZM221 232H223V231H221ZM247 232V231H246ZM246 232H244V233H246ZM250 232V231H249ZM248 232V233H249ZM25 233V232H24ZM29 233V234H30ZM36 233V232H35ZM40 233V232H39ZM62 233V232H61ZM143 233V232H142ZM149 233V232H148ZM154 233V232H153ZM197 233V232H196ZM220 233V232H219ZM2 234H4V235H6L5 233H2ZM133 234V233H132ZM135 234V233H134ZM155 234V233H154ZM199 234V233H198ZM207 234H203V239H200V240H202L201 241V246H202V249H200V247L201 246H198L199 248L198 249H200L201 250V252H202V256H201V258L200 259H202V263L203 264H218V262H219V255H217L218 254V250H216V249H218V248H216L217 246H216V243L213 245L212 244V241L210 240V238H209V235H207ZM225 234V233H224ZM16 235V234H15ZM36 235V234H35ZM126 235V234H125ZM124 235V236H125ZM145 235V234H144ZM152 235V234H151ZM159 235V234H158ZM185 235V234H184ZM194 235V234H193ZM196 235V234H195ZM235 235V234H234ZM19 236V235H18ZM28 236V235H27ZM31 236V235H30ZM80 236V235H79ZM120 236V235H119ZM155 236V235H154ZM201 236H202V234H201ZM211 236V235H210ZM246 236V235H245ZM248 236V235H247ZM256 236V235H255ZM3 237V236H2ZM15 237V236H14ZM20 237V236H19ZM70 237V236H69ZM134 237V236H133ZM197 237V236H196ZM214 239H215V237L214 236H212ZM217 237H219V236H217ZM221 237V236H220ZM226 237V236H225ZM239 237V236H238ZM251 237V236H250ZM3 238H5V237H3ZM20 238H22V237H20ZM50 238V237H49ZM75 238V237H74ZM137 238V237H136ZM151 238V237H150ZM194 238V237H193ZM198 238H200V236L198 237ZM246 238V237H245ZM245 238H243V239H245ZM17 239V238H16ZM31 238L29 237V240H30ZM144 239V238H143ZM161 239V238H160ZM196 239V238H195ZM238 239V238H237ZM241 239V238H240ZM239 239V241H241ZM242 239V241H244ZM251 239V238H250ZM259 239V238H258ZM0 240H1V238H0ZM28 240V241H29ZM51 240V239H50ZM199 240V241H200ZM231 239H229V241H230ZM247 240V239H246ZM2 241V240H1ZM1 241H0V244H1ZM17 241V240H16ZM21 241V240H20ZM62 241V240H61ZM132 241H134L133 239H132ZM216 241H218V239L216 240ZM238 241V240H237ZM236 241V242H237ZM241 241V242H242ZM251 241H253V238H252V240ZM18 242V241H17ZM115 242V241H114ZM117 242V241H116ZM139 242H140V240H139ZM148 242V241H147ZM187 242V241H186ZM195 242H197L196 240H195ZM220 242V240L218 241V243ZM248 242V241H247ZM247 242H245V245H246V243ZM260 242V241H259ZM16 243V242H15ZM21 243H22V241H21ZM30 243V242H29ZM78 243V242H77ZM105 243V242H104ZM127 243V242H126ZM161 243V242H160ZM221 243V242H220ZM219 243V244H220ZM244 243V242H243ZM256 243H258V241L256 242ZM31 244V243H30ZM29 244V245H30ZM46 244V243H45ZM103 244V243H102ZM130 244H131V242H130ZM135 244V243H134ZM141 244V243H140ZM139 244V246H142V245H140ZM193 244V243H192ZM195 244V243H194ZM197 244H199L198 242H197ZM218 244V245H219ZM262 244H264V243H262ZM16 245H19V244H17L16 243ZM23 245V244H22ZM118 245V244H117ZM116 245V246H117ZM132 245V244H131ZM221 245V244H220ZM220 245H219V247H220ZM229 245H231V244H229ZM234 245V244H233ZM240 245L242 246V244L240 243ZM245 245H243L244 247H245ZM253 245V244H252ZM252 245L250 244V246L252 247ZM1 246V245H0ZM21 246V245H20ZM34 246V245H33ZM37 246V245H36ZM53 246H54V244H53ZM122 246V245H121ZM247 246V245H246ZM255 246V245H254ZM254 246H253V248H254ZM260 246V245H259ZM2 247V246H1ZM4 247V246H3ZM19 247V246H18ZM24 247V246H23ZM90 247V246H89ZM93 247V246H92ZM114 247V246H113ZM133 247V246H132ZM192 247V246H191ZM214 247V248H213ZM244 247H242V248H244ZM257 247H258V245H257ZM32 248V247H31ZM38 248V247H37ZM47 248V247H46ZM51 248V247H50ZM117 248V247H116ZM119 248V247H118ZM194 248H195V246H194ZM220 248H222V245H221V247ZM234 248V247H233ZM238 248L240 249L241 247H239L238 246ZM35 249H36V247H35ZM34 249V250H35ZM74 249V248H73ZM77 249V248H76ZM91 249V248H90ZM93 249V248H92ZM97 249V248H96ZM115 249V248H114ZM134 249V248H133ZM140 249V248H139ZM139 249H138V251H139ZM223 249V248H222ZM246 250L245 251H247V247L245 248ZM257 249V248H256ZM261 249V248H260ZM33 250V251H34ZM37 250V249H36ZM38 250H40L41 251V249H38ZM95 250V249H94ZM120 250V249H119ZM118 249L116 250V252L117 251H119ZM121 250L123 251V249L121 248ZM120 250V251H121ZM128 250V249H127ZM127 250L125 249V251L126 252H122L121 251V253H123L124 255H125V258H127V256L128 255H130V254H128L127 253ZM135 250V249H134ZM156 250V249H155ZM200 250H198L199 252H200ZM235 250V249H234ZM237 250V249H236ZM242 250V249H241ZM244 250V249H243ZM259 250V249H258ZM262 250V249H261ZM57 251V250H56ZM59 251V250H58ZM88 251V250H87ZM97 251V250H96ZM99 251V250H98ZM112 252H113V249L111 250ZM120 251L118 252L119 254H120ZM131 251H133V250H131ZM228 251H229V249H228ZM256 251V250H255ZM260 251V250H259ZM35 252V251H34ZM116 252L114 251V253L113 254H115L116 255ZM222 252V251H221ZM231 252V251H230ZM229 252V254H231ZM244 252V251H243ZM261 252V251H260ZM6 253V251L4 250V249H0V264H19V263H17L16 261H14L13 259L11 260L9 257H7V259L4 257V255H6L5 254ZM41 253V252H40ZM39 253V254H40ZM46 253V252H45ZM82 253V252H81ZM88 253V252H87ZM109 253H111L110 251H109ZM125 253H127V254H125ZM129 253H130V251H129ZM135 253V252H134ZM137 253V252H136ZM135 253V254H136ZM165 253V252H164ZM217 253V254H216ZM251 252H249V254H250ZM257 253V252H256ZM69 253L68 252H52V253H50L48 256H47V254H45L47 257H46V259H44L43 257V259L44 260H42V261H40V262H36V263H34V261L33 262H31L29 259H33L35 256L33 255V252H32V250H30V249H26V248H24V249H21V250H19L18 251V258L21 260V262L20 263H22V264H49V263H51V264H74V262L72 263V262H66L65 260H63V258H62V256L64 257L65 255L67 256ZM135 254H133L134 256H135ZM162 254V253H161ZM200 254V253H199ZM226 254H227V252H226ZM247 254V253H246ZM122 254H120L119 256H121ZM139 255V254H138ZM163 255V254H162ZM167 255V254H166ZM179 255V254H178ZM201 255V254H200ZM7 256V255H6ZM60 257L59 259L57 258V257ZM79 256H81V255H79ZM108 256V257H107ZM118 255H116V256H114V257H116V258H118L117 257ZM137 256V255H136ZM198 256V255H197ZM223 256V255H222ZM228 256V255H227ZM227 256L225 257V258H227ZM77 257V256H76ZM83 258H79V260H78V262L76 263V264H96L95 263V259L96 258H98V257H100L101 259L103 258V261L102 260H99V258H98V261H100V263L99 264H120L119 263V261H117V259L116 258H113V255L111 256L110 255V257H109V255L107 254V252H89V254L87 255L86 254V256L84 255V256H82ZM112 257V258H111ZM131 257H132V253H131ZM183 257V256H182ZM221 257V256H220ZM248 257V256H247ZM252 257H253V255H252ZM9 258V259H8ZM57 258V259H56ZM65 258V257H64ZM71 259H72V257H70ZM74 258V257H73ZM128 258H130V256H128ZM155 258V257H154ZM186 258V257H185ZM222 258V257H221ZM232 258V257H231ZM249 258V257H248ZM256 258V257H255ZM262 258H264V257H262ZM48 259L50 260L51 259V261H48ZM76 259V258H75ZM82 259V260H81ZM112 259V260H111ZM114 259H116L115 261H114ZM120 259H121V257H120ZM123 259V258H122ZM236 259H237V257H236ZM241 259V258H240ZM245 260H246V258H244ZM74 260V259H73ZM123 260H125V259H123ZM122 260V261H123ZM222 260V259H221ZM228 260H229V257H228ZM239 260V259H238ZM237 260V261H238ZM252 260V259H251ZM254 260V259H253ZM97 261V262H98ZM126 262H130V264H137V261H135V258H131V260L130 261H127V260H125ZM226 261V260H225ZM236 261V262H237ZM240 261V260H239ZM238 261V262H239ZM244 261V260H243ZM242 261V262H243ZM247 261V260H246ZM139 262V261H138ZM159 262V261H158ZM247 262H249V261H247ZM254 262H255V260H254ZM257 262V261H256ZM220 263H222L221 261H220ZM250 263H251V261H250ZM259 262H257V264H258ZM165 264V263H164ZM226 264V263H225ZM233 264H234V261H233ZM238 264V263H237Z\"/></svg>","mask_w":264,"mask_h":264}]
</instances>
